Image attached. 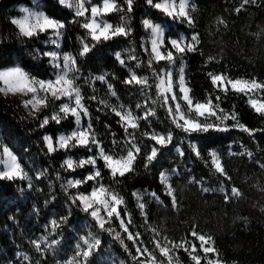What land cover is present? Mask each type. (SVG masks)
<instances>
[{
  "label": "trees",
  "instance_id": "trees-1",
  "mask_svg": "<svg viewBox=\"0 0 264 264\" xmlns=\"http://www.w3.org/2000/svg\"><path fill=\"white\" fill-rule=\"evenodd\" d=\"M91 2L99 3L101 0ZM241 2L242 0H191L195 8L190 7L189 12L195 23L187 24L181 23L180 20L172 22V17L147 5L145 0H134L131 19L124 17V21L133 28L130 36L104 42L86 60H82V71L86 75L89 72L95 75L106 74L117 95L111 96L106 84L99 80L90 81L88 84L78 81L91 113V117H85V124L91 121L94 133L107 150L113 138L123 142L121 137L124 132L117 124L118 117L111 112V107L123 105L130 107L135 115H140L135 103L143 99L139 85L125 86L121 83L128 71L116 61L114 52L130 49V52L122 53L125 63L137 71V74L148 77L151 86L148 91L155 99L157 80H154L147 63L150 59V49L146 43L147 32L141 23L142 19L147 17L155 23L168 22L164 24L167 35L175 34L179 37L184 34L190 39L193 31L198 33L199 43L196 50L186 52L182 58L177 59L176 75L181 65L184 66L186 82L194 100H203L209 94L212 97L219 95L221 107L230 113L225 123H242L256 131L249 134L243 129L231 127L226 132H213L202 136L198 140L201 156L197 157L188 147L189 138L186 134L171 125L165 109L157 104L153 127L157 131L172 127V144L163 148L158 155V161L148 168L143 166L142 158L138 157L133 174L113 182L105 172L103 182L125 198L126 203L122 205L121 210L123 212L126 207L130 213V231H139L141 236L147 239L148 234L155 229V233L164 240L167 237L170 243L189 241L197 244L201 264H208L205 258L207 254L201 250L197 238L191 235L193 229L212 237L219 258L227 264H264V168L260 166L264 164V112L257 113L254 110L248 101V93H239L229 87L225 92L213 86L209 76V73L224 74L231 79H255L264 84V0H249L243 8L236 11ZM21 4L36 6V0H0V67L19 65L31 74L47 76L50 57H42L35 53L34 49L43 48L47 51L51 44L45 46L43 41L49 37L41 34L38 40L25 39L19 35L18 26L11 22L20 15L18 6ZM37 8L61 19L75 13L69 7L58 4L57 0H41ZM121 15L122 13L113 12L105 18L116 24L121 22ZM84 34L78 23L66 24L60 37L61 49L74 52L78 46V36ZM128 55L135 56L140 63L129 61ZM159 63L161 67L163 63ZM94 91L98 100L105 101L104 105L99 106L104 108L103 112L99 111L97 101L88 100ZM45 113L47 112L41 115ZM233 115L235 119H232ZM97 116L99 120L96 119ZM39 120L40 118H27L15 104L5 102L0 90L1 142L18 156L22 167L33 177L34 169L47 168V173L40 180L34 178L38 190L27 189L26 180L17 179L13 182L0 179V264L13 260L17 252H27L40 259L41 264H56L57 260H65L72 255V246L76 242V234L69 228L66 233L69 239L62 242L64 246L55 254L49 251L45 255L37 256L34 246L30 243V240L42 232L46 217H50L53 212L63 214L67 194L62 191V181L57 178L56 173L59 172L61 177L66 178L71 172L63 165V160L69 154L83 155L82 151L75 149L67 153L57 150L48 154L42 144L45 132L59 134L70 131L75 127L74 119L65 121L63 126L51 122L45 128L38 127ZM106 124L111 125V130L106 128ZM142 130L143 128L138 129L136 135ZM143 139L149 145L152 143L149 138ZM177 144L183 148V156L178 154L175 147ZM210 148L220 151L221 162L230 180L225 177L218 180L217 174L210 169ZM249 152L251 156L248 155ZM173 169L176 171L170 178V184L176 196L175 207L172 206L171 197L165 192L163 181L159 179L161 171ZM81 173L82 171L75 170L73 175L79 176ZM189 177L204 178V187L213 189L219 187L220 181L223 180L231 198L225 201L224 193L204 192L201 185L191 183ZM232 186L239 189V195H231ZM18 188H24L25 195H20ZM137 190L155 192L159 197L157 199L149 195L145 198L147 220L141 215L137 197L133 195ZM69 191L75 192L76 189ZM50 192L55 196V200L46 207L44 200L49 198ZM34 204L39 208V215L33 214ZM13 215L15 219H10ZM83 216V213L74 214L72 219L73 225H81V235L86 234L87 229L83 225L88 223L87 218L82 219ZM124 218L127 219V216ZM118 223H114L115 230H120ZM121 234L125 237L129 250L135 254L136 246L126 239V233L121 231ZM101 239L103 246L91 259L102 264H113V261L118 264L120 260L133 264L131 256L113 235L103 232ZM177 252L184 264H195L187 251L178 248Z\"/></svg>",
  "mask_w": 264,
  "mask_h": 264
},
{
  "label": "snow or ice",
  "instance_id": "snow-or-ice-1",
  "mask_svg": "<svg viewBox=\"0 0 264 264\" xmlns=\"http://www.w3.org/2000/svg\"><path fill=\"white\" fill-rule=\"evenodd\" d=\"M41 0H36L38 7ZM58 4L64 5L68 0H57ZM146 4L154 7L156 10H162L167 16L172 17V22L180 20L181 23L193 24L194 17L189 12V7L195 8V4L189 5L188 0H180L179 9L174 3H169V0L163 2H154V0H145ZM249 0H242L241 4L236 8L239 11ZM90 4V8L87 6ZM69 7L75 8V13L63 19L56 18L46 14L43 11L28 12L20 18H13L12 23L18 26L19 35L25 39L38 40L41 34L48 36V39L43 41L45 46L51 44L57 46L55 50L45 51L43 48L34 49L35 53L42 57H50L48 60L47 76H38L31 74L24 67L2 66L0 67V82L5 86L4 89L11 93H21L25 96H30V99L25 98L24 104L30 105L32 110H42L47 112V115L42 114V118L38 121V127L45 128L51 122H55L58 126H63L64 122L74 119L75 126L72 130L59 132L54 134L45 132L42 137V144L46 148V152L51 154L57 150H63L66 153L74 149L82 151L83 155L78 160H74L71 155L63 160V165L67 170H71L70 174L65 178L61 177L57 172L56 176L62 181L61 189L66 193L63 214L53 212L50 217H46V223L42 226V232L30 243L34 246L37 256H42L51 251L53 254L59 252L65 242L69 239L66 235L69 228L76 234L72 255L65 260H57L56 264H102L96 262L92 257L98 254L103 246L101 234L107 232L114 236L124 247L125 251L131 256L133 264H173V252L176 248L184 247L188 251L191 260L195 264H201V255L193 254L196 250V245H192L191 251L181 241L179 243L172 241V247L169 246L167 237L165 242L157 235L152 237L153 250L144 245L140 239L141 232L133 233L129 230L131 219L126 222L125 216L130 217L126 207L123 212L120 208L125 205V198L118 192L110 189L103 181L104 173L107 172L109 177L115 182L118 178H127L136 170L138 157L142 158L143 166L148 168L153 165V162L158 161V155L162 149L169 146L173 142L174 129L167 127L164 131H157L153 127V117L157 115L155 105L165 109L166 116L169 118L171 125L181 129L188 139V147L191 152L197 156H201L198 140L205 135L213 132H226L231 127L243 129L249 134L256 131L245 124L238 123L229 125L225 123L228 120L230 113L225 112L220 105V96L212 97L209 94L203 100L193 99L190 88L185 79L183 66L179 69L178 76L176 75V61L182 58L186 52L195 51L199 43V35L192 32L190 39L185 36L179 38L173 35H167L162 25L168 23L161 21L155 23L149 18L142 19V25L151 31V49L148 67L151 69L154 80H158L155 84L157 97L153 99L148 89L151 87L149 79L146 75H139L125 63V58L122 53L130 52V49H121L114 52V57L122 66L127 68L128 74L124 77L123 83L125 86L139 85L140 95L142 100L135 103V108L140 110V115H135L130 107L123 105L117 107L113 105L111 112L118 117L117 124L123 129L121 141L113 138L111 145L107 148L103 142L97 138L93 131V124L89 120L86 125H82V119L91 117L88 105L85 103V97L82 95L81 87L78 81L88 84L90 81L99 80L106 84L111 96L117 95L113 83L107 78L106 74L95 75L89 72L87 75L82 71V60H86L95 49L104 42L112 41L114 38H128L133 32L130 24L124 21L127 16L131 19L130 14L134 10V0H122L118 3L117 0H101L99 3L91 2V0H74ZM113 12L122 13L121 22L113 24L105 17ZM90 13V14H89ZM68 23H78L79 27L84 30L83 36H78V46L74 52H64L59 48V39ZM187 32V29L185 30ZM145 51L147 49L145 48ZM129 61H140L133 55H128ZM211 59V57H209ZM159 62H165L164 67H160ZM113 75H115L113 73ZM211 84L217 88L223 89L225 92L228 86L239 93H249L252 90H264V84H259L256 80H248L242 78H226L224 74L209 73ZM178 84L179 92L176 91ZM62 98H65L62 102ZM90 101H97L99 111L103 112L104 108L99 107L104 105V100H98L93 92L88 98ZM151 101V103H149ZM251 106L257 113L264 112V100L251 99ZM33 115L36 112L33 111ZM99 120V117H96ZM235 119V116H232ZM106 128L111 130V125L106 124ZM129 128L131 131H129ZM143 130L136 135L138 129ZM143 138H149L152 142L150 145ZM178 154L184 155L183 148L180 145H175ZM3 154L6 159L3 161V170H0V179L8 181H16L17 179L26 180L27 189L38 190L34 183L35 180H40L47 173V168L36 170L34 169V177L29 174L21 163L18 162L17 155L5 146ZM210 154V169L217 174V179L225 177L228 180V172L224 168L221 158L216 150L209 149ZM251 156V153H248ZM208 163V161H205ZM259 163V162H257ZM264 168V164L260 165ZM77 168L82 169L79 176H74ZM173 172L176 169L172 170ZM187 175V173H185ZM159 179L163 180L166 187L165 192L171 197L172 206H176V196L170 184L167 181V173L161 171ZM191 183L201 185L204 192L218 191L224 193V200L228 201L231 196L225 187L223 180L220 181L219 187L213 189L204 187V178L189 177ZM83 186V190H81ZM70 189H76L75 192H70ZM20 195H25L24 188H18ZM231 195H239V189L232 186L230 189ZM133 195H137L134 191ZM151 195L154 198L155 192ZM55 196L49 193V198L44 200V205L47 207ZM138 207L141 215L147 220L145 212V204L138 201ZM83 213L82 219L87 218L88 223L83 225L87 229L86 234H80L81 225H73L72 219L74 214ZM33 214L39 215V208L33 205ZM15 219L14 215L9 217ZM118 221V228L115 230L114 223ZM121 231L126 233V239L135 245V254L129 250L125 243V237ZM155 232V229H153ZM191 235L200 241V248L205 254L216 252L215 247L211 246L212 237L200 234L193 229ZM208 246H205V245ZM154 249H158L161 254L160 259L154 255ZM143 257V259H139ZM207 258V257H205ZM178 264V257L176 258ZM7 264H41L40 259L29 255L27 252H17L13 260ZM113 264H116L113 261ZM118 264H126L124 260H120ZM208 264H225L221 259L210 260Z\"/></svg>",
  "mask_w": 264,
  "mask_h": 264
},
{
  "label": "rangeland",
  "instance_id": "rangeland-1",
  "mask_svg": "<svg viewBox=\"0 0 264 264\" xmlns=\"http://www.w3.org/2000/svg\"><path fill=\"white\" fill-rule=\"evenodd\" d=\"M160 2H163V0H161ZM74 3V0H68V3H66V4H64L65 6H67V7H69V4H73ZM169 3H174L175 5H176V7H177V10L179 9V4H180V0H169ZM188 3H189V5H191V0H188ZM89 8H90V4H88L87 5ZM71 10H73L74 12H75V8L74 7H69ZM18 9L20 10V15L19 16H17L16 18H20V17H22V16H24V15H26L27 13L24 11V9H28V12H38V11H42V10H40V9H38L36 6H27V5H24V4H21V5H19L18 6ZM188 10H190V7H189V9ZM44 12V11H43ZM90 14V13H89ZM106 19V18H105ZM151 20V19H150ZM154 22V21H153ZM162 27L165 29V32H166V27L164 26V25H162ZM146 32H147V37H146V43H147V46H148V48L149 49H151V31H150V28H147L146 29ZM181 36H185L184 34H182ZM180 37V36H179ZM178 37V38H179ZM186 37V36H185ZM57 46H55V45H51L49 48H47V51H49V50H55V48H56ZM58 47L59 48H61V44H60V39H59V45H58ZM64 52H66V51H64ZM163 63V64H162ZM161 67H164L165 66V62H161ZM180 69V68H179ZM183 70H184V66H183ZM178 74H179V70H178V72H177V76H178ZM185 74V73H184ZM226 78H229V77H227L226 76ZM186 79V78H185ZM248 80H252V79H248ZM255 80V79H254ZM257 81V80H256ZM259 84H262V83H260L259 81H257ZM157 83H158V80H157ZM187 83V82H186ZM188 85V84H187ZM189 87V86H188ZM229 88H231V86L229 85L228 86ZM5 88V86L2 84V82H0V89H4ZM232 89V88H231ZM176 91L177 92H179V88H178V84L176 85ZM263 92H264V90H252L251 92H249L248 93V95H249V99H248V101H249V103H250V100L251 99H257V100H264V98H263ZM191 94V93H190ZM1 95H2V98H3V100L5 101V102H7V103H10V104H15L16 105V107L27 117V118H29V119H36V118H42L41 116V113H42V110H32L31 109V106L30 105H28V106H26L25 104H24V99L25 98H28V99H30V96H25V94H21V93H11V92H9V91H7V90H1ZM65 98H62V102H63V100H64ZM251 105V104H250ZM33 111H35L36 112V115H33L32 113H33ZM48 113H45L44 115H47ZM87 118V117H86ZM86 123V119L85 118H83L82 119V125H86L85 124ZM76 127V126H75ZM6 145H4L2 142H1V140H0V170H3V161L6 159V157L4 156V154H3V148L5 147ZM9 148V147H8ZM10 149V148H9ZM11 150V149H10ZM12 151V150H11ZM217 151V150H216ZM12 153L13 154H15L13 151H12ZM217 153L219 154V156H220V151H217ZM16 155V154H15ZM69 155H71V154H69ZM68 155V156H69ZM72 156V155H71ZM81 155H79V156H72V158L74 159V160H78L79 159V157H80ZM17 158H18V156H17ZM18 162H19V159H18ZM76 170H79V171H83L82 169H80V168H77ZM166 173H167V181H168V184H170V178H171V176H172V174L174 173L173 171H170V170H166L165 171ZM163 181V180H162ZM163 183H164V181H163ZM164 185H165V183H164ZM171 185V184H170ZM165 187H166V185H165ZM81 190H83V186H81ZM136 193H137V195H136V197H137V200L138 201H142L144 204H145V198L147 197V196H149V195H151V193L149 192V191H146V190H137L136 191ZM122 207V205L120 206V208ZM128 216H127V219L125 218V220H126V222H127V220H128ZM154 235H157L158 236V238L161 240V243H164L165 242V240L164 239H162L157 233H155L154 231H152V233H150V234H148V238L147 239H145V238H143V236H141L140 237V239L141 240H143V242H144V245L145 246H147V247H149V249L150 250H153V248H154V246H153V243H152V237L154 236ZM205 235V234H204ZM198 240V239H197ZM169 242V241H168ZM198 242H199V245H200V241L198 240ZM184 243V245L189 249V251H191V249H192V245H193V243H191V242H189V241H184L183 242ZM211 243V246H213L214 247V243H213V240L210 242ZM195 245H197V244H195ZM169 246L170 247H172V244L169 242ZM205 246H208L207 244L205 245ZM180 248H182V249H184V247H180ZM177 249L178 248H176L175 249V251L173 252V257H174V259H173V264H177V260H176V258L178 257V264H184L182 261H181V259L179 258V256H178V252H177ZM185 250V249H184ZM202 250V249H201ZM203 251V250H202ZM188 252V251H187ZM199 251H198V247L196 246V250H195V252L193 253V254H199L200 255V253H198ZM154 255L157 257V260H159L160 259V256H161V254L159 253V250L158 249H154ZM215 259H220L219 258V256H218V253H217V251L216 252H213V253H208L207 254V262H209L210 260H215ZM165 264H166V258H165ZM225 264H227V263H225Z\"/></svg>",
  "mask_w": 264,
  "mask_h": 264
}]
</instances>
